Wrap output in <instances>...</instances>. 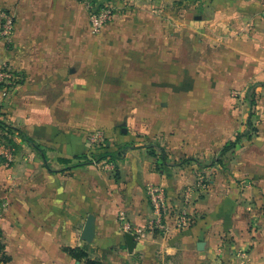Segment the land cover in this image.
I'll return each mask as SVG.
<instances>
[{
	"label": "rangeland",
	"instance_id": "obj_1",
	"mask_svg": "<svg viewBox=\"0 0 264 264\" xmlns=\"http://www.w3.org/2000/svg\"><path fill=\"white\" fill-rule=\"evenodd\" d=\"M78 2L86 13L82 27L87 31L88 11L98 5H109L113 9V19L97 35L85 38L90 41L86 47V63L70 61L67 81H53L41 97L32 95L34 90L30 91L33 88L30 83L39 85L44 80H35L34 74L28 76L10 62L8 52L14 44L15 19L0 13V120L25 130L28 135L38 129L37 126L47 125L55 127L56 137L78 136L86 151L70 159L72 164L83 162L82 157L96 158L110 153L112 157L92 165L110 171L115 177L123 154L142 149L149 157L151 168L172 180L170 186L162 187L173 196H179L174 197L180 201L172 209L173 217L186 213L184 217L190 219V226L204 220L209 212L216 219H220L218 210L235 212L239 207L238 193L252 187L249 179L243 184L244 179L237 174L239 149L251 144L258 133V125L264 121V39L259 31L254 33L258 26L240 16L227 24L230 32L216 31L214 20L220 4L216 0ZM3 15L13 22L9 33L4 32ZM195 17L200 18L196 20ZM138 22L142 30L130 32L127 26ZM106 28L108 33H102ZM125 31L132 35L129 40L132 39L133 44L129 47L140 48L142 60H153L150 62L153 65L148 66V76L152 77L155 69L157 80H138L142 67L139 62L130 67L131 81L110 80L108 65H102L99 73L97 66L91 63L93 56L98 55L92 41L102 42L100 55L106 61L119 55L117 50L124 48L125 38L128 40ZM109 41H119L121 45L117 48L116 43L109 45ZM162 45L163 67L155 63V49ZM77 51L70 49V56L75 58ZM141 58L136 56V60ZM45 104L49 106H46L49 111L46 113L42 111ZM249 116L251 127L248 126ZM45 129L40 128L43 132ZM46 132L50 133L47 129ZM239 134H243L240 142L221 153L222 148ZM34 140L48 153V163L44 166L49 170L63 171L61 164L68 167L58 161L56 149ZM37 156L39 152L23 142L14 130L0 129L1 166L24 170V165ZM146 198L151 208L147 195ZM189 204L199 206L188 211ZM129 231L134 233L132 227ZM148 235L151 234L138 241L143 242ZM198 242H203L204 247L196 250L206 253L199 264H252L253 247L242 246L237 234L220 235L217 231L213 240L203 238ZM137 262L134 260L130 264ZM150 264H181V258L160 253Z\"/></svg>",
	"mask_w": 264,
	"mask_h": 264
},
{
	"label": "crops",
	"instance_id": "obj_2",
	"mask_svg": "<svg viewBox=\"0 0 264 264\" xmlns=\"http://www.w3.org/2000/svg\"><path fill=\"white\" fill-rule=\"evenodd\" d=\"M216 2L220 3L214 20L216 31L230 32L227 24L241 16L258 26L253 29L254 33L259 31L264 39V0ZM230 2H233L232 5H228ZM222 6L228 7L224 9ZM141 11L146 12L143 8ZM0 13L15 19L14 44L8 52L11 64L28 76L34 74L39 82L44 80L39 85L30 83L33 87L30 91L34 90L32 95L41 97L43 90L50 88L53 81H67L70 61L86 63V47L90 41L85 38L97 34H91L90 30L82 27L86 13L78 0H0ZM199 18L195 17L196 20ZM260 26L263 29L260 30ZM127 27L130 32L143 28L139 22ZM107 28L102 33H108ZM112 33L117 34L116 31ZM125 35L128 40L125 38L124 48L117 50L119 55L106 61L100 55L102 42L92 41L98 55L93 56L91 63L97 66L99 73L102 65H108L112 75L110 80L131 81L130 67L132 63L139 62L146 67H141V78L138 80H157L155 69L152 77L148 76V66L153 65L150 63L153 60H142L140 48L135 47L134 52L133 47H129L133 44L132 39L129 40L132 35L127 32ZM115 43L119 48L121 42L109 41V45ZM70 49H78L75 58L70 56ZM155 51V63L163 67V45L160 48L157 46ZM1 53L5 55L4 51ZM136 56L141 59L137 61ZM46 106L49 107L45 104L44 113L49 112ZM37 128L29 135L56 149L59 158L72 159L86 151L82 138L78 136L56 137L55 127L44 125ZM40 128H46L50 133ZM239 150L237 174L244 179L243 184L249 179L252 187L238 193L239 207L235 212L218 210L220 219L209 212L204 220L183 229H176L174 220H168L166 233L159 235L155 231L143 242L135 241L136 246L131 252L124 237L129 232L124 231L120 215L123 214L124 220L133 229L147 228L154 214L147 202L145 188L153 184L168 187L172 181L167 179L166 174L151 168L149 157L142 149L123 154L116 177L94 165L68 170L61 164L60 169L64 170L53 172L44 166L49 157L46 151V160L41 155L37 156L33 162L24 165V170L0 165V242L3 253L8 257L3 264H85L84 260L70 257L66 249H81L89 258L103 264H130L134 260H138V264H150L160 253L169 257L178 256L181 264H199L206 253L198 252L196 244L203 238L205 241L213 240L217 231L220 235L237 234L242 246L253 247L252 264H264V121L258 125V133L251 144ZM165 192L173 209L180 201L174 197L179 196H173L167 189ZM210 203L213 207V197ZM198 206L189 204L186 209L190 211ZM88 216L93 217L94 232L90 240H85L82 230Z\"/></svg>",
	"mask_w": 264,
	"mask_h": 264
},
{
	"label": "built area",
	"instance_id": "obj_3",
	"mask_svg": "<svg viewBox=\"0 0 264 264\" xmlns=\"http://www.w3.org/2000/svg\"><path fill=\"white\" fill-rule=\"evenodd\" d=\"M5 19L4 32L9 33L13 28V22L6 15L2 16ZM113 19V9L109 5H98L96 8H92L88 11V23L91 34H98L107 24ZM148 201L152 208L154 218L149 222L147 228L144 229H133L130 232L131 226L124 219L123 214L120 215L119 219L124 221L123 229L126 232H130L135 241L142 239L146 234H152L155 231L166 233L168 231V220L173 219L172 208L169 204L166 192L162 185L153 184L149 185L146 189ZM188 196V195H187ZM186 213L184 214V216ZM184 216H176L174 218V225L176 229H183L190 225V219Z\"/></svg>",
	"mask_w": 264,
	"mask_h": 264
},
{
	"label": "trees",
	"instance_id": "obj_4",
	"mask_svg": "<svg viewBox=\"0 0 264 264\" xmlns=\"http://www.w3.org/2000/svg\"><path fill=\"white\" fill-rule=\"evenodd\" d=\"M248 126H250V127L252 126L251 116H249V119H248ZM0 129L14 130L16 132V135L23 142L27 143L28 145L33 146V148L39 152V154L43 157V159L46 160L45 151L39 146V144L36 143V141L32 137H30L26 133L25 130H23L21 128H13L12 126H8L2 120H0ZM242 136H243V134L237 135L233 141H231L229 144H227L225 147L222 148L221 153H225L226 151L233 149L240 142V139L242 138ZM112 156H113L112 154L108 153V154H104V155H101V156L96 157V158L82 157L84 159V161L78 162L76 164H72V161L70 159L59 158L58 161H60L63 164L68 165V167L66 169H73L76 167H83L86 165H92L93 163L100 162L101 160L107 159V158L112 157ZM2 250H3V245L0 242V264L6 263L8 261V257L6 256V254L3 253ZM66 252L69 254L70 257H72L75 260H84L85 264H102V262H100L98 260L89 258L87 253L81 249H66Z\"/></svg>",
	"mask_w": 264,
	"mask_h": 264
},
{
	"label": "water",
	"instance_id": "obj_5",
	"mask_svg": "<svg viewBox=\"0 0 264 264\" xmlns=\"http://www.w3.org/2000/svg\"><path fill=\"white\" fill-rule=\"evenodd\" d=\"M124 131V130H123ZM93 232H94V221H93V217L92 216H88L87 220L84 224L83 230H82V237L85 240H90L93 236ZM125 237V241H126V246L129 252L133 251V249L136 246V242L134 240V237L132 234L130 233H125L124 234ZM204 247V243L203 242H198L196 244V248L197 250L201 251Z\"/></svg>",
	"mask_w": 264,
	"mask_h": 264
}]
</instances>
